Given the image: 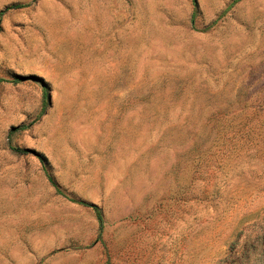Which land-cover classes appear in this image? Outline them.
I'll list each match as a JSON object with an SVG mask.
<instances>
[{"label":"rangeland","instance_id":"1","mask_svg":"<svg viewBox=\"0 0 264 264\" xmlns=\"http://www.w3.org/2000/svg\"><path fill=\"white\" fill-rule=\"evenodd\" d=\"M0 264H264V0H0Z\"/></svg>","mask_w":264,"mask_h":264},{"label":"trees","instance_id":"2","mask_svg":"<svg viewBox=\"0 0 264 264\" xmlns=\"http://www.w3.org/2000/svg\"><path fill=\"white\" fill-rule=\"evenodd\" d=\"M236 1H240V0H236ZM193 2L195 3V0H193ZM11 150L14 153H17V154H25V153H27L26 150H21V149L11 148ZM45 175H46L47 180L50 182V184L52 186H55V183H54L52 177L49 174H47V173ZM82 205H84L86 207H89V208H91L94 211L96 220H97V222L99 224V229L102 230L103 229V217H102V214H101V211L99 210V208L96 207V206H91V205H86V204H82Z\"/></svg>","mask_w":264,"mask_h":264}]
</instances>
